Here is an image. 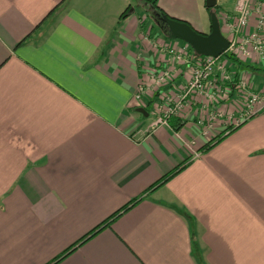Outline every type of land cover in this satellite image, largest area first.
<instances>
[{
	"label": "crops",
	"instance_id": "crops-1",
	"mask_svg": "<svg viewBox=\"0 0 264 264\" xmlns=\"http://www.w3.org/2000/svg\"><path fill=\"white\" fill-rule=\"evenodd\" d=\"M131 1L0 0V264H264V112L231 119L240 79L264 92V57L229 59L226 89L153 129L189 78L165 48L186 43ZM159 7L211 30L206 0Z\"/></svg>",
	"mask_w": 264,
	"mask_h": 264
},
{
	"label": "built area",
	"instance_id": "built-area-1",
	"mask_svg": "<svg viewBox=\"0 0 264 264\" xmlns=\"http://www.w3.org/2000/svg\"><path fill=\"white\" fill-rule=\"evenodd\" d=\"M252 3L253 0H236L233 15L225 14L221 17V22H224L230 34L228 39L230 48L224 55L220 57L196 55L187 44L180 50H177L176 45L165 48L174 62L182 61L189 66V78L177 98L165 96L167 105L159 107L160 116L152 125L153 129L158 125H167L172 116L182 111L188 97L192 98L195 94L209 96L215 90L220 94L226 89V84L231 78L227 55L246 59L254 52L264 57V13L260 7H254ZM255 13L259 15L255 17ZM173 76L171 70L163 71L155 79L156 86L160 88L167 85L173 80ZM237 89L242 101L237 109L238 118L231 119L232 125L239 127L245 121L264 112V92L252 91L244 78L239 80ZM145 94L142 86L136 99L140 100ZM195 156L198 158L199 155Z\"/></svg>",
	"mask_w": 264,
	"mask_h": 264
},
{
	"label": "water",
	"instance_id": "water-1",
	"mask_svg": "<svg viewBox=\"0 0 264 264\" xmlns=\"http://www.w3.org/2000/svg\"><path fill=\"white\" fill-rule=\"evenodd\" d=\"M217 0H206L210 10L211 30L201 33L185 22L172 17H164L158 22L170 39L179 40L189 45L200 56L220 57L230 48V41L222 33L221 22L216 13Z\"/></svg>",
	"mask_w": 264,
	"mask_h": 264
},
{
	"label": "trees",
	"instance_id": "trees-1",
	"mask_svg": "<svg viewBox=\"0 0 264 264\" xmlns=\"http://www.w3.org/2000/svg\"><path fill=\"white\" fill-rule=\"evenodd\" d=\"M141 2V5L144 7L145 9V13L149 16L152 17V19H154V23L157 25V27H160V25H158V22L161 20V18H164V17H170L168 16L160 7H159V0H140ZM129 9L128 8L122 15H121V18H126L128 16V13H129ZM217 10V8L215 9ZM163 31V29H161ZM164 32V31H163ZM192 50V48H191ZM193 51V50H192ZM194 52V51H193ZM195 53V52H194ZM196 54V53H195ZM197 55V54H196ZM228 59H230V61L232 62V64L234 66H238V63L239 61L234 57V56H229L227 55L226 56ZM238 68V67H237ZM237 78V77H236ZM218 143V142H217ZM213 146L215 145H211V146H207V149L206 150H210ZM186 166V165H185ZM185 166H181L180 168H178L176 171H174L172 174L166 176L159 184L158 186H162L164 185L170 178H172L173 176H175L176 174H178L180 171L184 170ZM136 202L132 203V206L133 204H135ZM131 208L130 205L126 206L124 209H122L120 212L122 211H127ZM120 212H118L116 215H114V217H112L111 219H109L108 221H106V223H104L103 225L99 226L96 230H94L93 233L90 234V236H88L86 239H84L82 242H85V240H88L89 238L95 236L97 234V232L102 229L103 227L105 226H109L110 222L113 220V218H116L117 216H119ZM184 215H187L185 213H183ZM70 251H68L66 253V256L67 254H69ZM65 257V255L63 256V258ZM60 260L62 259H59L58 261L56 262H59ZM55 262V263H56ZM53 263V264H55Z\"/></svg>",
	"mask_w": 264,
	"mask_h": 264
},
{
	"label": "rangeland",
	"instance_id": "rangeland-1",
	"mask_svg": "<svg viewBox=\"0 0 264 264\" xmlns=\"http://www.w3.org/2000/svg\"><path fill=\"white\" fill-rule=\"evenodd\" d=\"M131 4H132L133 7H135L137 5V0H132ZM224 8L227 9V10H232V8H233V0H228L226 6ZM234 10H235V8H234ZM216 11L220 14V10H216ZM206 31L209 33V29H206ZM140 88H141V86L138 87L137 94L140 93ZM165 95H167V97L169 96V94H165ZM144 97L145 96H143V98H141L140 100H137V101L138 102H142L144 100ZM169 97H171V96H169Z\"/></svg>",
	"mask_w": 264,
	"mask_h": 264
}]
</instances>
